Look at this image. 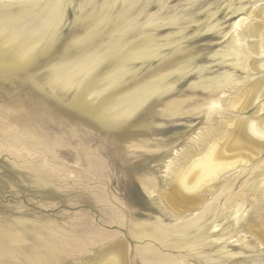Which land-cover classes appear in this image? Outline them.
Returning <instances> with one entry per match:
<instances>
[{"label": "rangeland", "instance_id": "374dc122", "mask_svg": "<svg viewBox=\"0 0 264 264\" xmlns=\"http://www.w3.org/2000/svg\"><path fill=\"white\" fill-rule=\"evenodd\" d=\"M123 1L62 0L56 38L24 63L8 34L41 31L26 23L48 0H0V264H264L256 237H264V190L243 188L251 169L222 175L192 212H174L166 195L178 157L207 128L198 107L210 97L201 84L260 76L224 55L234 23L264 1ZM18 14L32 18L12 19ZM146 51L155 55L143 58ZM97 57L87 74H54ZM155 83L157 93L118 116L120 99ZM226 180L232 190L222 192ZM240 189L231 214L225 201ZM209 204L215 215L204 233L158 236V227L172 229Z\"/></svg>", "mask_w": 264, "mask_h": 264}, {"label": "bare ground", "instance_id": "6f19581e", "mask_svg": "<svg viewBox=\"0 0 264 264\" xmlns=\"http://www.w3.org/2000/svg\"><path fill=\"white\" fill-rule=\"evenodd\" d=\"M50 1L48 0L49 3L46 2V5L44 3L45 9L43 12L40 11L42 14L35 12V16L37 17L35 19L30 17L33 20L31 19V21L26 23L29 25L34 24L35 27L39 22L42 26V28L40 27L41 31H36L34 33V29L32 31L33 34L31 35L30 33V35L27 36L23 35L24 33L19 34L18 32L15 34L10 32V35L8 34L9 40L11 42H16L15 46L23 52L22 62L24 63L31 60V53L36 47H38V45L42 44V47L46 48L50 42L56 38L57 27L65 6L63 7L61 2L62 0ZM133 3L135 2L133 1ZM133 3L131 2V4ZM35 5V3L30 4L31 7ZM102 9L104 10V6ZM33 11L34 10L31 12L35 14ZM20 13H22V11ZM21 15L22 14L19 16L16 15L17 17L15 16V18L13 17L12 19L18 18L19 21H27L24 18H29L28 14H26L27 17H24L25 15ZM248 15V17H241L234 23L233 33H235V35L232 36L229 50L224 56H233L239 60H243L246 63V65H242L245 73H254L253 75L260 76L257 79L252 80V76L248 75L249 78L247 79L249 80H246L244 83L241 82L243 84L239 85L238 83H240V81L234 84V81L226 75L223 76L221 80L219 79V82H203L201 84L203 90L209 91L207 97H210L209 102H206L198 107L199 111L204 112L206 115L207 128L206 131H201V133L194 138L195 145L192 143L193 146L182 151L180 158L178 157V164H174L175 167L171 173V181H169L172 187L166 194L173 211L179 215L182 213L192 212L203 206L206 200L205 190H209V192L214 190L216 187L215 184L218 180H221L220 177L231 172L239 177L243 176L242 174H244V172H248L251 169L252 172H249L251 173V177L244 181L245 183L243 184V188L247 189L251 186V188H256L257 191L258 189L264 190V171L260 170L264 168V163L262 162L263 164H256L264 152V115L263 117L259 116V113L264 111V63L261 64L262 61L264 62V6L255 8ZM8 22H4L3 20V23L7 24ZM26 24H24V26ZM1 27L4 28V26ZM11 28L14 30L13 26H11ZM14 28L18 29L16 27ZM8 30L7 32H9ZM119 51L120 46L118 45L114 47L110 53L116 54ZM146 53L147 51L145 52V55L143 54V58H151L155 55L153 51L148 52L147 54ZM141 56H139V58ZM253 56L259 59V61L253 59ZM249 59L251 60L249 61ZM95 61L85 62L83 64L80 63L81 65L70 66V68L59 66L54 70V74L57 77H67V75L77 73L87 74L88 72L94 70L95 66L100 63V60L96 63ZM117 81L118 78H114L112 83L114 84ZM159 86L160 85L157 83L151 86H145L136 90L133 94L120 99L118 103L119 106L117 107H120L123 104L125 107L118 112V116L121 118V116H129L135 112L140 105L146 101L148 96L158 92L160 89ZM231 90H233V92L229 93ZM227 93L228 95H226ZM217 95L221 96L216 98ZM254 104H257V109L254 115L252 117L246 116V114H248V110H250V107ZM214 114L219 115V118L215 119L213 116ZM258 170H260V172ZM233 178L236 179L235 177ZM226 181L223 182L224 184L222 183L224 185V187L222 185V192L232 188L233 183ZM153 185V180H149L148 182L142 181V186L147 192L152 191ZM245 189H240V193L235 196L232 193V195L227 196V200L225 201V209L227 212L232 214L233 211L234 213L239 211L240 205L238 203L241 201L240 199L241 196L244 195L246 191ZM257 191L255 192L257 193ZM259 192L261 191L259 190ZM242 198L244 199V196ZM213 210V204H209L205 206L199 214L192 216V218L188 220H182L174 228L167 229L158 227L156 232L159 233L158 236H169L173 233L178 236L185 237L188 233L190 234V232L202 234L204 233L203 230H205L207 222L214 218L213 216L215 214ZM213 228L215 229L216 227ZM256 235L261 245L264 246V237L259 233H256ZM191 245L197 246L195 243H191ZM173 247L178 249L181 246L179 244H174ZM115 262V260L111 261L112 264H116ZM167 264H171V262L167 261Z\"/></svg>", "mask_w": 264, "mask_h": 264}]
</instances>
